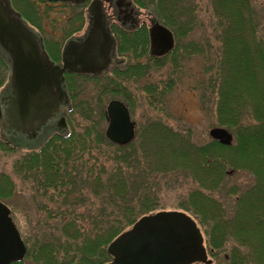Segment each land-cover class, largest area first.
<instances>
[{
	"label": "trees",
	"instance_id": "1",
	"mask_svg": "<svg viewBox=\"0 0 264 264\" xmlns=\"http://www.w3.org/2000/svg\"><path fill=\"white\" fill-rule=\"evenodd\" d=\"M135 1L143 7L154 6L153 12L156 17L174 31L177 45L171 53L172 60L179 63L184 60V55L197 51L199 42L191 40L186 43L183 40L197 25L196 19L199 15L197 0ZM208 2L211 15L216 21L215 30L216 27L220 28L221 45L229 44L233 25L240 27V42L246 44L244 50L247 53L243 65L250 70L245 78L247 77L253 85L248 91L257 94L238 110H233L231 118L219 119L221 125L233 130L238 143L227 146L217 140H211L198 144L192 140L190 131L175 130L160 119L139 125L136 139L128 145H118L105 136L101 124V119L106 120L105 100L120 92L124 87L122 84L131 78L135 79V76L141 74L144 76L148 69L162 67L164 63L159 58L152 56L151 63L127 64L122 66V69L117 67L112 73L91 79L96 83L97 89L99 87L96 99L97 110L88 100L81 101L80 105L74 102L76 86L74 81L71 82L69 88L73 107L67 116L70 126L67 131L53 133L44 145L36 150L14 148L1 140L3 149L11 152L20 151L14 169L23 175L25 181L33 180L35 185V194L30 195L35 202V213H37L35 235L31 236L30 240L24 238L27 245L25 259L29 258L37 264H104L110 261L112 256L108 251V245L117 236L130 228L140 217L164 208L162 205L159 206L162 198L160 187L164 182H168L163 178L171 172L187 170L193 177L196 187H192L186 198L180 199L178 205L195 217L203 228L211 255L218 260L215 264H264V207L256 209L257 212L249 208L252 203L260 201V198L256 197L253 202L250 196L262 192V189H259L260 174L257 169L243 163H240L243 164L242 166H234L236 170H243L244 167V170L248 169L257 176V184L252 187L241 189L235 185L228 186L227 180L224 183L221 180L219 185L218 183L213 185L214 191H207L200 184L204 175L202 171L216 170L221 178L227 175L226 164H232L234 159L222 158L219 154L224 150L241 153L244 149L243 141L264 144V40L257 36L250 0H208ZM238 2L239 4L232 9V4ZM26 5L31 13L29 18L42 29L41 21L44 14L39 11V6L36 3L35 5L26 3ZM229 8L231 12L227 14ZM233 13L236 15V20L232 18ZM74 23L72 22V26ZM148 39L146 28H139L133 32L122 31L120 35L122 44L119 49L122 52L132 51L136 58L138 50L140 52L139 48L142 44H148ZM228 47H222L226 54L229 53ZM217 58H220L219 52ZM214 70L212 77L207 79L208 85H205L215 93L217 84L221 83L223 89L221 93L219 90L218 92L219 100L223 103L221 97L229 94L226 81L230 77L227 74L231 71L220 66ZM172 74L165 82L150 85L151 92L152 89L155 90L151 98L155 106L162 102L166 92L173 87ZM5 77L6 66L0 57V84L4 82ZM82 79L86 81L90 78ZM126 102L130 107V103ZM78 116L82 118L81 122L77 120ZM150 134L159 139L162 146L166 145L165 137L163 138L165 135L177 138L184 145L183 148L179 146L180 148L176 149L179 158L183 160L179 167L175 164L167 168L159 161L158 164L154 158V161L147 158L148 154L154 153L146 143L150 139ZM159 134L161 137L158 136ZM169 142L166 146L173 152L171 146L174 145L170 142V146ZM142 152L146 159L144 163L141 158ZM207 178L212 179L208 181L209 183L215 181L213 177ZM6 181L10 187L12 186L11 189L6 190L10 192L13 188L12 181L7 174L1 172V197L5 196L3 193L6 192L1 190V184ZM228 195L235 196L233 198L235 204L229 213L225 210L223 202V199L229 200ZM204 200H207V205L204 204ZM212 205L215 206L214 212L218 214L217 216L210 210ZM226 206L230 207V202L227 201ZM242 217L243 219L251 217L254 228L260 229L258 231L263 236L261 239L256 236L258 241H255L251 235L243 234L240 225ZM224 252L226 255L223 254ZM23 261H15L11 264H23Z\"/></svg>",
	"mask_w": 264,
	"mask_h": 264
},
{
	"label": "rangeland",
	"instance_id": "2",
	"mask_svg": "<svg viewBox=\"0 0 264 264\" xmlns=\"http://www.w3.org/2000/svg\"><path fill=\"white\" fill-rule=\"evenodd\" d=\"M31 2L35 5V0H11L12 7L17 8V11L22 15L23 19L29 23H32L29 18L31 17V13H29L26 3L30 4ZM250 2L253 12V22L256 24L257 36L264 40V0H250ZM197 3L199 5V15L196 19L197 25H195L192 33H188L186 37L183 38L186 43L191 40H194L196 43L199 42V48L197 51L186 56L184 55V60H181L179 63H176V61L169 57V59L164 62L162 67L151 68L150 70L148 69L147 74L144 76L141 74L139 76H135V79H133L134 77L131 78V80L122 84L124 87L120 90V92L105 100V105H107V101L113 97L124 100L125 102L128 101L130 103L132 118L136 121L137 127L152 120L160 119L175 130L190 131L192 140L198 144H204L213 140L209 133V130L212 127H226L233 135L232 144L227 146H232L238 143L236 135L231 128H228L226 125H221L219 119L220 117L231 118L230 116L233 110H238L239 107H242L249 99L251 100L257 95L253 91H248V88H251L253 85L247 77L245 78V76H247L250 72V70L246 69L243 65L244 57L247 54L244 50V45L246 44H242V42H240V27L233 25L229 44L221 45L222 43L219 38V34L221 33L220 28L216 27L215 30L216 21L215 18L212 17L211 11L209 10L210 7H208V0H197ZM238 4L239 2L237 4H232V9ZM49 5L51 7L50 9H47L46 5L40 6L39 11L43 12L44 17L41 21L42 29H39L42 31V35L47 37L45 44H52L53 40H58L63 47L65 43L63 38V23L66 22L68 16L71 15L72 12H75L76 9L69 5L65 6L55 2H52ZM104 7L107 8L108 13L111 12L109 9L110 6H108L107 3L104 4ZM138 9L140 10V20H144L147 26H150L152 19H158L161 21L153 12L154 6H149L147 9L140 6ZM228 11L229 12L227 14L231 12V9ZM227 17H229V15ZM35 18H37L36 15ZM232 18L236 20V15H234V13ZM33 27L35 28L34 24ZM223 46H229V53L226 54V51L222 48ZM218 52L220 55L219 59L217 58ZM124 56L123 65L130 62L135 64L137 63L136 61H138L137 59L135 60V58H132L129 54H125ZM139 60L145 62L146 59L139 58ZM217 66H220L223 69L227 68V70L231 71L227 74L230 77L226 81L229 94L225 95V97L223 96L224 98L221 97L223 103L219 100L220 91L223 89L221 88V83L217 84V87L215 88L217 89V92L215 90V93L206 87L208 85L207 79L212 77V74L215 72L214 69H216ZM171 74L173 75L172 78L174 80L173 87L166 92L162 102L159 104L157 103L155 106V104L151 102V98L153 97L152 92L155 90L152 89L151 92L150 85L161 81L165 82V80L170 78ZM219 82H221V80H219ZM2 88H4V85L0 86V91ZM75 91L76 98L74 102L76 104L80 105L82 104L81 101L88 100L94 109H98L96 99L99 87L97 89V85L93 80L88 79L86 81H82L78 79L76 81ZM219 105H221V108H219ZM226 105L227 107H225ZM77 120L81 122L82 118L78 116ZM77 123L78 122H76V124ZM101 124L105 129L107 120L101 119ZM58 130H61V127L59 123L56 122V119L49 120L48 122L39 125L33 134L26 132L13 133V131H4L0 127V173L3 172L4 174H7L13 184V188L10 192L6 191L12 187L9 186L7 181L1 184V190L6 191L3 193L6 197L0 196V200L7 204L11 209V215L19 228L23 239L25 238L30 240L31 236L35 235L34 225L35 214L37 213H35V202H33L32 197L30 196L35 194V185L33 180L25 181L23 175L14 169V163L20 151L11 152L3 149L1 140L9 139L14 146L10 143H8V145L13 146L14 148L18 147L23 150H36L41 148L52 133ZM158 136L161 137L160 134ZM166 136L167 135L163 136V138L165 137L164 139L166 140V145L169 141L174 145L171 146V143L169 142V145L172 147L170 148L173 149V152L168 149L166 145L162 146L163 144L160 143V140L150 134V139L146 141L147 147L150 146L151 148L149 147V149L154 150V153L157 155H154V153L150 155L148 154L147 158L151 161L155 160L158 164L161 162L163 165H166L167 168L174 166L175 164L179 167L183 160H181V157L179 158L176 149L180 148L179 146L183 148L184 145H182L177 138ZM242 146H244V149L241 153L237 152L236 154L232 151L224 150L219 154L224 159L230 157L234 159V164H226L227 175L225 177L222 176L221 178V175L218 174L216 170L202 171V174L204 175L200 180V184L207 191H214L213 185H216L217 183L219 185L221 180L223 183L227 180L228 186L235 185L241 189L247 186L252 187L257 184V176L247 168V170H244V167L243 170H236L237 168L234 166L238 167L241 165L240 163H243L246 164V166L255 167L260 174L259 189H262L263 193L259 192L257 195L250 196V198L253 199V202L256 197H259L260 201L259 203H252L253 205L249 206V208L252 211L257 212L256 209H263L264 207V144L254 142L245 143L243 141ZM140 150H142L141 147ZM143 152L141 153V158L144 163L146 159L143 157ZM215 171L216 173H213ZM188 173L189 171L187 170H179L167 174V177H162L163 179L168 180V182H164L160 187V197L162 198H160L159 206L162 205V207H164L161 210L185 212V210L178 205L180 199H185L186 194L191 190V188L196 187V183L192 179L193 177H191ZM207 177H213L215 181H213V183H209L208 181H212V179H208ZM234 190L237 189L234 188ZM215 192L217 193V190ZM228 196L230 197V195ZM234 197L235 196H231L228 198L229 200L223 199L225 210L228 213L229 211H232V206L235 204L233 200ZM204 201V204L207 205V200ZM227 201L230 202V207L226 206ZM210 210L213 211V214H215L214 205L211 206ZM188 215L193 217L191 214ZM215 215L217 216L218 214ZM193 218L195 222H197L195 217ZM240 225L244 232L243 234L247 233L251 235L253 240L255 239V241H258L257 238L261 239L263 237L261 232L258 231L260 229L254 228V221L251 217H245L244 219L242 217ZM199 227L203 236L204 246L207 248V259L211 258V264H215L218 260H215V258L211 255V249L207 243V235L200 225ZM256 236L259 237L256 238ZM223 254L226 255V252ZM219 260H221V257ZM23 264L37 263L29 258H26L24 259Z\"/></svg>",
	"mask_w": 264,
	"mask_h": 264
},
{
	"label": "flooded vegetation",
	"instance_id": "3",
	"mask_svg": "<svg viewBox=\"0 0 264 264\" xmlns=\"http://www.w3.org/2000/svg\"><path fill=\"white\" fill-rule=\"evenodd\" d=\"M42 1L61 3V1L67 0ZM70 1H84L82 7L84 13L83 26L80 30L72 32L67 37L59 59L54 54L55 45L39 44L40 46L38 47L33 41V44H26V47L29 49H34L33 46L35 45L34 50L37 55L35 74L42 79L35 89V93L29 94L26 100H22L21 98L19 101L13 90L12 83L9 85L7 81L0 85H4V88L0 91V121L1 128L5 131L33 134L39 125L49 120H54L58 114L66 113L69 110L66 94L69 97L71 96L69 84L74 81L76 85L78 79L81 80L86 77L91 79L98 78L99 76L112 73L117 67L124 66L123 59L126 53L132 58H135V56L132 54V51L119 52L118 48L122 44L120 40L121 32L129 29L133 32L136 27L146 28L147 31L148 29L151 31L153 26V23L147 26L144 20H140V10L136 7L137 4L134 0ZM105 3L110 6V13L104 7ZM1 6H3L2 0H0ZM80 13L79 10L73 12L71 20ZM109 33L113 36L114 40L110 37ZM152 39L151 43L142 44V47L140 45V52L138 51L139 53H137V57L135 58V60H138L136 62L143 64L151 63L152 56L153 58H159L163 63L169 59L175 48V44L171 49L164 48L160 44L162 42L161 37L155 31H152ZM1 44H11V42L4 41ZM39 48L44 49L52 62L46 57V53ZM11 52L13 54L17 53L13 44L7 47L6 53L9 54ZM10 55L7 58L3 57L7 62L2 59L6 66V76L7 74L9 76L12 75V58ZM139 58H145L146 60L142 62ZM9 62L10 71H8L7 66ZM43 66H45V69ZM56 122L59 123V120L57 119ZM6 141L10 142L9 139Z\"/></svg>",
	"mask_w": 264,
	"mask_h": 264
},
{
	"label": "water",
	"instance_id": "4",
	"mask_svg": "<svg viewBox=\"0 0 264 264\" xmlns=\"http://www.w3.org/2000/svg\"><path fill=\"white\" fill-rule=\"evenodd\" d=\"M6 4L0 7V44L11 42L1 44L5 50L9 45L15 46L17 53L11 52L12 83L19 101L21 98L26 100L42 81L35 74V45L32 51L25 48L26 44H33L34 34L24 24L20 26L5 17L10 7L8 0ZM152 31L161 37L160 44L164 48L172 46L173 34L167 27L158 24ZM106 115L108 124L105 135L108 139L126 145L135 138L136 123L123 101L111 100ZM209 133L222 144L231 145L233 142L232 133L225 127H212ZM108 251L113 259L105 264H192L207 260L200 230L189 216L180 211H160L141 217L110 243ZM25 253L26 245L12 219L10 208L0 201V264L20 261Z\"/></svg>",
	"mask_w": 264,
	"mask_h": 264
},
{
	"label": "bare ground",
	"instance_id": "5",
	"mask_svg": "<svg viewBox=\"0 0 264 264\" xmlns=\"http://www.w3.org/2000/svg\"><path fill=\"white\" fill-rule=\"evenodd\" d=\"M113 99H118V98L113 97V98L109 99V100L107 101V105H108V103H109L111 100H113ZM107 105H105L106 108H107ZM213 140H214V139H213Z\"/></svg>",
	"mask_w": 264,
	"mask_h": 264
}]
</instances>
